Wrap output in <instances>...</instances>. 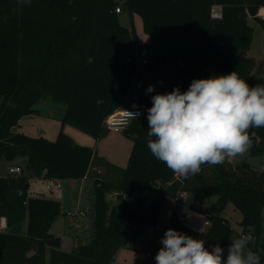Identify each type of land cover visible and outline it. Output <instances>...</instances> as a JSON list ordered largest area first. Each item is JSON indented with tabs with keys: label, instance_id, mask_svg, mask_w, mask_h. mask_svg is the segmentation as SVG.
<instances>
[{
	"label": "trees",
	"instance_id": "1",
	"mask_svg": "<svg viewBox=\"0 0 264 264\" xmlns=\"http://www.w3.org/2000/svg\"><path fill=\"white\" fill-rule=\"evenodd\" d=\"M221 5L223 16L211 15ZM142 16L151 41L138 44L130 29L120 23L116 7ZM264 0H0V159L25 157L21 174L0 173V218L7 227L28 221L26 232L0 230V264H114L121 247L137 249L155 236L165 198L187 191L198 202L216 196L221 206L232 202L252 229L251 247L264 263V170L247 161L202 165L187 179L173 173L147 147V109L152 96L179 87L186 91L194 79L237 71L250 87L257 84V60L248 54ZM150 52L147 70L153 79L169 83V90L147 94L143 115L133 119L126 132L134 137L128 165L115 183L95 176L94 234L78 253L60 248L51 226L61 213V202L46 196H29L30 177L83 178L94 149L78 144L64 130L55 139L14 132L20 118L34 111L46 94L66 103L64 124L96 138L107 130L106 118L124 103L137 67V53ZM244 51V58L239 52ZM253 154L264 153V127L249 129ZM154 139V137H153ZM159 189L148 203L127 198L137 192ZM117 191L112 205L107 193ZM194 208V205H191ZM210 224L202 240L211 250L230 244L233 227L228 218L206 210ZM174 229L192 237L175 208L169 217ZM156 264V262H155Z\"/></svg>",
	"mask_w": 264,
	"mask_h": 264
},
{
	"label": "rangeland",
	"instance_id": "2",
	"mask_svg": "<svg viewBox=\"0 0 264 264\" xmlns=\"http://www.w3.org/2000/svg\"><path fill=\"white\" fill-rule=\"evenodd\" d=\"M125 0H119L120 5L123 6ZM122 13L118 14L120 23L130 29L133 40L138 44H146L151 41L150 35L144 28L143 18L138 13L130 14L125 8ZM259 15L260 11H259ZM263 17V15H261ZM255 27L254 38L248 54L254 56L257 60V65L254 69V75L257 84H264V30L262 26L255 20H251ZM150 52L141 49L137 53V67L135 69L132 85L129 90L128 103L131 100H136L140 106H143L147 97L146 89L149 85L154 86V90H169V83L164 80L153 79L150 72L147 70V63L143 59L149 58ZM141 58V59H140ZM127 103V104H128ZM66 103L64 101H57L51 94L44 95L35 105L34 111L23 115L19 123L13 127L14 132H24L29 136L39 137L43 136L50 140L56 138L59 130H64L74 140L81 145H86L94 149V156L92 159V166L98 170L99 174L96 176L105 178L117 183L122 177L123 170L126 168L131 155L134 137L127 133L126 130H105L99 138L77 128L71 124H64L63 117L66 110ZM252 140L251 148L242 156L229 158L234 164L247 161L259 170H264V153L253 154L252 147L254 139ZM26 164L25 157H17L12 162L0 159V173L3 174L4 168L10 163ZM23 165V166H24ZM56 182H60V186H55L53 189L48 188L47 178L32 175L30 177V186L28 189L29 196H46L59 200L61 202V213L56 218L51 226V231L60 237V248L67 252L78 253L83 244L89 243L94 234V204H95V190L94 178L90 177L88 180H81V178L59 179L55 178ZM83 181V182H80ZM159 189H149L137 192L128 197L127 200L131 206H135L139 198H146L148 203L153 202L160 196ZM107 199L112 205L119 203L117 197L111 193H107ZM173 204L178 209L189 211L191 205L196 206L194 210L198 213H192L195 216L201 217L210 208L213 214L221 215L229 219L233 233L231 238L239 237L242 233L254 234L253 230L244 229L241 224L243 218L242 212L235 207L232 202L221 206L216 196L207 199L204 202L195 201V199L188 194L186 200L176 199L167 196L165 206L162 212L159 227L153 238L145 240L139 248L130 249L121 247L112 260V263L118 264H155V255L160 249L161 239L164 235L163 223L169 229H174L173 224L169 226V216L173 209ZM191 206V207H190ZM85 211V214H80L79 211ZM69 213H77L70 215ZM188 215L184 216V224H187ZM28 221L26 220L21 225L13 228H5L7 231L26 232ZM171 225V224H170ZM187 226V225H186ZM208 227V226H207ZM207 227L203 232L193 229L191 230L194 239H200L205 234ZM256 239L252 238L250 248L255 244ZM231 243V239H230ZM230 245V244H229ZM229 247V246H228ZM228 250V248H227ZM227 250L225 258L227 257ZM252 250V248H251ZM50 253L47 252V264H49ZM264 264V263H261Z\"/></svg>",
	"mask_w": 264,
	"mask_h": 264
},
{
	"label": "clouds",
	"instance_id": "3",
	"mask_svg": "<svg viewBox=\"0 0 264 264\" xmlns=\"http://www.w3.org/2000/svg\"><path fill=\"white\" fill-rule=\"evenodd\" d=\"M153 91L152 85L146 89ZM151 99L147 147L185 179L200 173L202 165L215 166L244 155L252 146L249 129L264 127V84L250 87L237 71L194 79L184 92L177 86ZM126 114L133 119L139 115ZM230 239L224 259L218 243L209 250L204 240L169 228L154 259L156 264H261V257L249 247L251 236Z\"/></svg>",
	"mask_w": 264,
	"mask_h": 264
},
{
	"label": "built area",
	"instance_id": "4",
	"mask_svg": "<svg viewBox=\"0 0 264 264\" xmlns=\"http://www.w3.org/2000/svg\"><path fill=\"white\" fill-rule=\"evenodd\" d=\"M116 11L117 12H121V6L116 7ZM211 15L214 18H221L223 16V8L221 5H213L212 9H211ZM141 59V58H140ZM139 60V59H138ZM144 63H148V59H143L142 60ZM126 111L128 112H133V113H139V115L136 118H140L143 115V106L140 105H135V106H131L129 108L126 109H121V110H116L115 112H113L112 114H110L106 120H105V127L108 130H114V131H119V130H126L130 123L132 122L133 118L129 117L126 114ZM23 172V166L20 164H15L12 166H9L8 168V174H13V175H17V174H21ZM60 186L61 183L60 182H56L55 178H47V186L50 189H53L55 186ZM111 194H113L115 197H117L118 192L117 191H112L109 192ZM188 192L187 191H182L178 197H176V199H184V201L186 200V197L188 196ZM80 214H85V211L80 210L79 211ZM70 215H76L77 213H69ZM203 218V219H201ZM206 222V223H205ZM210 224V221L208 219V215L207 213L203 214V216L198 217L195 216L193 214L188 215L187 218V227H189L190 229L196 230V231H200L201 228H203V231L205 230V228ZM202 231V232H203ZM241 235H249L252 238L256 239L255 234H251V233H242Z\"/></svg>",
	"mask_w": 264,
	"mask_h": 264
},
{
	"label": "crops",
	"instance_id": "5",
	"mask_svg": "<svg viewBox=\"0 0 264 264\" xmlns=\"http://www.w3.org/2000/svg\"><path fill=\"white\" fill-rule=\"evenodd\" d=\"M263 8V7H262ZM261 8V9H262ZM260 9V10H261ZM123 11H121V12H119V13H122ZM118 13V14H119ZM261 14V13H260ZM263 17H264V15H263ZM129 96V92H128V94H127V96H126V99H125V101H124V103L122 104V106L119 108V110H121V109H126V108H129V107H131V106H135V104H137V105H139V103L136 101V100H131L129 103H128V97ZM128 103V104H127ZM93 159V158H92ZM17 164H20V165H24V164H21V162H17ZM12 165H15V164H12V163H10L8 166H6V168H4V172H2L3 173V175H8V168H9V166H12ZM99 174V172H98V170L96 171V168H94L93 166H92V161H91V164H90V170H89V172H88V174L85 176V177H83V178H81V180H83V181H85V180H88L90 177H92V178H95V176L96 175H98ZM83 181H80V182H83ZM165 200H166V198H165ZM173 201H174V198H173ZM191 207V206H190ZM173 208H175L176 209V211H177V213H178V215H179V217L183 220L184 219V216H186V215H191L192 213H198V212H196V210H194L195 208H196V206H194V208H190L189 209V211L188 212H186V210H181V212H180V209H178L177 208V206L175 205V204H173ZM173 210V209H172ZM211 212H212V210H211ZM213 213V212H212ZM170 214H171V212H170ZM170 217V216H169ZM171 223H170V220H169V225H168V227L169 226H172V224L170 225ZM162 227H163V231L165 232L168 228L166 227V225H165V223H163V225H162ZM174 227V226H173ZM5 228H7V222H6V217H1L0 218V230H4ZM200 239H202V237L200 238ZM162 247V245L160 246V248ZM114 264H118V263H114Z\"/></svg>",
	"mask_w": 264,
	"mask_h": 264
},
{
	"label": "water",
	"instance_id": "6",
	"mask_svg": "<svg viewBox=\"0 0 264 264\" xmlns=\"http://www.w3.org/2000/svg\"><path fill=\"white\" fill-rule=\"evenodd\" d=\"M239 57L240 58H244V51L243 50H241L240 52H239ZM137 105V104H136ZM8 144V142H4V141H0V147L1 146H4V145H7Z\"/></svg>",
	"mask_w": 264,
	"mask_h": 264
},
{
	"label": "bare ground",
	"instance_id": "7",
	"mask_svg": "<svg viewBox=\"0 0 264 264\" xmlns=\"http://www.w3.org/2000/svg\"><path fill=\"white\" fill-rule=\"evenodd\" d=\"M260 13H261V15H264V7L260 10Z\"/></svg>",
	"mask_w": 264,
	"mask_h": 264
}]
</instances>
